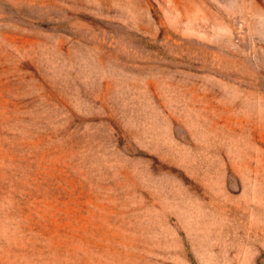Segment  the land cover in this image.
Masks as SVG:
<instances>
[{"label": "rangeland", "instance_id": "obj_1", "mask_svg": "<svg viewBox=\"0 0 264 264\" xmlns=\"http://www.w3.org/2000/svg\"><path fill=\"white\" fill-rule=\"evenodd\" d=\"M0 264H264V0H0Z\"/></svg>", "mask_w": 264, "mask_h": 264}]
</instances>
